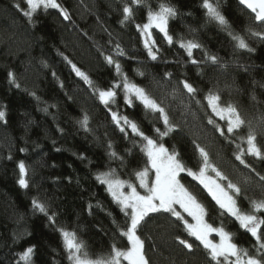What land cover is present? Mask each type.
I'll return each instance as SVG.
<instances>
[{
    "label": "trees",
    "instance_id": "trees-1",
    "mask_svg": "<svg viewBox=\"0 0 264 264\" xmlns=\"http://www.w3.org/2000/svg\"><path fill=\"white\" fill-rule=\"evenodd\" d=\"M57 2L69 19L58 9L44 8L29 18L23 15L28 10L26 0H0V111L5 112L0 120V264H24L20 256L29 246H34L31 264H71L61 230L75 232L85 245L82 251L92 260L109 258L113 244L126 248V238L119 235L126 218L96 177L113 170L120 179L135 182L133 170L142 168L145 158L139 146L134 147L140 138L130 129L127 136L121 133L109 107L153 138L154 129L163 131L164 125L159 113L145 109L135 98L128 106L122 84L115 89L114 104L106 107L100 102L97 90L122 80L114 65L107 64V55L120 63L131 82L165 108L175 130L160 142L178 151L182 162L194 171L202 164L196 145L204 148L210 162L240 187L241 210L251 212L250 201L264 199L260 180L264 159L245 155L250 165L245 167L235 157L247 148L248 123L258 129L264 124V38L253 34L264 33V24L255 21L239 0H208L224 16L225 25L208 15L204 0H144L140 6L131 0ZM125 3L132 6L133 18L121 23ZM161 4L176 10L168 24L174 40L169 45L153 29L159 48L153 61L137 25H143L147 12L158 11ZM235 37L252 51L240 49ZM181 40L201 45L193 52L199 63L193 64L179 47ZM117 44L123 56L116 54ZM212 55L217 57L215 64L207 59ZM68 61L86 73L92 84L78 77ZM185 80L196 88L194 96L183 88ZM209 92L219 94L222 104L236 107L244 119L234 134L221 137L215 131L214 124L225 129L226 125L207 106ZM85 116L87 129L81 125ZM209 118L214 124L208 123ZM256 143L264 152V132L257 131ZM20 162L26 167L28 188L18 183ZM181 182L205 205L209 223L220 226L223 220L234 242L254 254V238L234 218L221 217L198 181L182 173ZM34 199L46 205L47 215L34 209ZM256 215L264 216V212ZM174 219L154 214L145 226L142 238L151 264H209L203 246L187 235L182 224L172 223ZM177 236L193 243V250L180 245Z\"/></svg>",
    "mask_w": 264,
    "mask_h": 264
},
{
    "label": "snow or ice",
    "instance_id": "snow-or-ice-1",
    "mask_svg": "<svg viewBox=\"0 0 264 264\" xmlns=\"http://www.w3.org/2000/svg\"><path fill=\"white\" fill-rule=\"evenodd\" d=\"M144 0H131V4L140 6ZM28 7L23 15L31 18V16L40 8L58 9L64 19H69L68 12L62 8L57 0H26ZM239 4L254 14V19L261 24H264V0H239ZM204 8L207 9L208 15L217 20L221 25L227 22L208 0H204ZM15 7L19 8V5ZM123 19L121 23L129 21L133 18V8L130 4L125 3L123 6ZM176 15V10L172 6L165 4L159 5L158 11L147 12V22L143 25H137L138 30L144 37V47L147 49L148 56L153 60L158 59L159 48L156 46V41L152 37V30L156 29L163 35V38L169 45L173 43V36L169 33V18ZM254 35L264 38V33L255 32ZM238 40L240 49H248L252 51L242 38L235 37ZM179 47L183 49L193 64L199 61L193 58V52L200 49L201 45L193 40H181ZM117 55L123 56L125 53L116 45ZM213 64L217 62V57L212 55L207 57ZM107 64L114 65L117 75L122 77L121 83H114L107 90H97L100 102L108 107L116 102L117 92L115 89L120 88L122 84L123 99L128 106H132L133 98L138 100L145 109L151 110L153 113H159L160 119L163 121L164 130L155 128V138L145 134L138 124L129 119L128 116L119 115L118 112H111V119L119 128L121 133L127 136L126 129H130L131 133L139 137L138 142H134V147L139 146V151L145 158L143 167L134 169V181H126L115 175L113 170L103 172L97 175L96 179L107 186V191L111 194L113 201L119 206L125 219V230L119 232L121 238H126L127 246L124 249L117 247L115 244L111 246L110 257L106 260H92L88 258L87 252L82 251L85 248L83 241H78L75 232L61 230L63 244L68 253V259L71 264H151L150 259L146 254L145 239L142 234L145 226L153 219L154 214L158 216L166 215L169 220L175 218L172 223L182 224L183 230L189 237H193L198 241L206 251L209 259V264H264V216H258L256 213L264 212V199L250 201L252 211H242L238 205L237 198L242 194L239 186L228 179L219 169H217L209 160L208 153L204 148L196 145V148L202 157V164L198 171L186 167L179 157V152L170 151L164 143L160 142L164 137H167L170 132L175 130V126L170 122L169 116L164 107L153 99L145 88L131 82V80L122 73L121 65L117 60H114L112 55L105 56ZM71 64L72 70L83 81L92 84L89 76L81 71L75 64ZM138 75L143 76V72L137 70ZM11 82L15 83V77L12 72L8 73ZM166 75H171L166 74ZM183 88L193 96L196 94V88L188 81H181ZM19 87V85H16ZM205 100L207 106L212 113L225 122L226 129L215 125L214 121L209 118L208 123L214 124L215 131L221 137L227 134H234L244 124V119L241 118L238 110L232 104H222L221 96L209 92ZM5 119V112L0 111V120ZM88 118L84 117L81 125L87 129ZM264 132V124H261L259 129L251 122L248 123L247 148H241L236 155V160L245 167H250L244 159L245 155L264 159V152L256 143L257 131ZM111 147V144H109ZM239 147V146H238ZM129 154L131 151L129 150ZM112 157H116V153H110ZM122 164L125 162L121 158ZM19 180L18 183L22 188H28V180L26 179L27 171L25 164L20 162L19 165ZM209 172L215 176L209 175ZM187 173L193 180L198 181L203 189L215 202L220 210V215L234 218L238 222L239 228L246 231L254 238V254L250 253L248 248L238 246L234 242V234L226 230L223 226V220L220 226H214L209 223L206 217L209 215L205 205L199 201L197 196L189 190L181 182V174ZM259 175V174H257ZM260 180L264 181V176H260ZM226 181V183H222ZM138 182V183H137ZM127 189V191L125 190ZM139 189H142L141 192ZM34 209L45 215L48 210L45 204L32 201ZM191 218L192 222H189ZM213 234L218 237L214 240L211 237ZM151 239V237H149ZM180 245L189 251L193 250V243L187 239L176 237ZM34 251V246H29L22 252L20 259L24 264H31V256Z\"/></svg>",
    "mask_w": 264,
    "mask_h": 264
},
{
    "label": "rangeland",
    "instance_id": "rangeland-1",
    "mask_svg": "<svg viewBox=\"0 0 264 264\" xmlns=\"http://www.w3.org/2000/svg\"><path fill=\"white\" fill-rule=\"evenodd\" d=\"M147 22V21H146ZM145 22V23H146ZM143 38V37H142ZM143 41H144V38H143ZM209 175H212V176H215V174L214 173H212V172H209ZM138 183V182H137ZM202 186V185H201ZM105 187H106V189H107V186L105 185ZM203 187V186H202ZM126 191H127V189H125ZM141 192L143 191L142 189H139ZM189 219V222H192L191 221V218H188ZM212 239H214V240H218V237H216L214 234H213V236L211 237ZM125 264H126V262H125Z\"/></svg>",
    "mask_w": 264,
    "mask_h": 264
}]
</instances>
